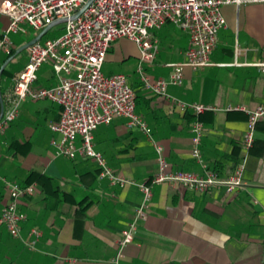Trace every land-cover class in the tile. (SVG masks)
I'll list each match as a JSON object with an SVG mask.
<instances>
[{
    "label": "crops",
    "instance_id": "crops-1",
    "mask_svg": "<svg viewBox=\"0 0 264 264\" xmlns=\"http://www.w3.org/2000/svg\"><path fill=\"white\" fill-rule=\"evenodd\" d=\"M5 1L0 0V8ZM222 13L227 27L218 34L211 66L185 68L183 84L169 85L166 97L143 87L136 44L119 39L107 55L104 74L128 78L137 98L136 113L164 147L171 172L203 176L206 165L225 179L239 165L245 166V189L231 194L224 188L201 194L181 185L154 186L147 217L140 221L120 264H264V118L256 127L253 148L246 152L243 147L249 112L264 106V72L259 67L264 63V4L225 6ZM9 25L10 19L0 14V37ZM28 30L27 35L10 36L12 56L0 53V71L8 62L0 77L2 96H10L13 79L28 63L27 50L16 52L40 35ZM63 32V23L58 24L40 42ZM154 36L158 55L147 73L153 80H168L170 66L185 61L190 36L170 24ZM57 84L52 66L43 65L36 88ZM175 101L210 108L198 116L204 124V166L192 156L191 124L197 115L182 111ZM60 116L57 104L28 100L20 117L0 135V178L33 187L32 195L19 200V211L28 217L21 237L0 227V264H115L122 233L142 204L136 186L123 188L100 178L94 159L57 155L52 141L61 136L50 125ZM76 145L81 146L80 139ZM94 149L112 170L131 181L148 183L157 175L152 141L140 128H130L125 118L100 126ZM33 172L39 180L29 181ZM9 202L0 180V215ZM35 228L43 235L31 251L25 241Z\"/></svg>",
    "mask_w": 264,
    "mask_h": 264
},
{
    "label": "built area",
    "instance_id": "built-area-1",
    "mask_svg": "<svg viewBox=\"0 0 264 264\" xmlns=\"http://www.w3.org/2000/svg\"><path fill=\"white\" fill-rule=\"evenodd\" d=\"M91 0H8L0 8V14L10 19V25L0 37V53H10L13 34H36L58 20L64 32L54 39L37 42L28 49V63L13 79L9 102L0 120L3 135L21 115L22 105L28 101H50L61 107L59 121L50 125L53 133L61 136L53 140L59 157L74 160L78 155L94 159L99 166V176L119 187L136 186L143 195L141 206L118 242L115 264H120L124 249L133 242L140 221L145 220L153 197V188L159 184L181 185L204 194L214 188H224L228 193L245 189L244 165L225 179L204 166L201 143L204 124L199 115L210 108L196 103L175 101L182 111L191 110L197 116L191 124L192 156L205 167L203 176L190 172H171L164 147L153 140L147 124L136 113L137 98L125 75L107 76L103 66L113 44L128 39L140 51L138 75L143 87L157 96H167L169 85L181 86L185 68L193 70L211 66V55L216 48L218 34L227 27L222 13L225 6L264 4V0H92L87 10L78 18L77 13ZM170 24L190 36L183 63L171 65L169 79L153 80L146 67L153 64L158 55V43L154 32ZM50 64L58 84L50 88H36L38 72ZM264 72V63L259 65ZM125 118L128 126L140 128L152 141L158 172L148 183L131 181L112 170L103 156L94 149V135L102 125ZM264 118V106L249 112L243 147L249 152L255 143L257 124ZM81 146L77 147V140ZM9 192L10 202L0 215V227L7 228L12 237L20 238L22 224L27 215L19 211V200L33 194L32 186L0 178ZM39 229L29 233L25 245L34 251L42 237Z\"/></svg>",
    "mask_w": 264,
    "mask_h": 264
},
{
    "label": "water",
    "instance_id": "water-1",
    "mask_svg": "<svg viewBox=\"0 0 264 264\" xmlns=\"http://www.w3.org/2000/svg\"><path fill=\"white\" fill-rule=\"evenodd\" d=\"M92 0L90 2H88L78 13L77 15L74 17V19H78L86 10L87 8L90 6ZM66 22V20H58L56 21L53 25L47 27L46 29H44L40 35L34 39L33 41H31L30 43H28L27 45L23 46L22 48H20L16 54L21 53L22 51L28 50L32 45H34L35 43L39 42L54 26L64 23ZM8 64V62H6L3 67L1 68L0 71V77L6 67V65ZM4 111H5V105H4V100H3V96L0 92V120L2 119L3 115H4Z\"/></svg>",
    "mask_w": 264,
    "mask_h": 264
},
{
    "label": "trees",
    "instance_id": "trees-1",
    "mask_svg": "<svg viewBox=\"0 0 264 264\" xmlns=\"http://www.w3.org/2000/svg\"><path fill=\"white\" fill-rule=\"evenodd\" d=\"M14 52H15V50H12L11 49V51H10V53H8V55L9 56H12L13 54H14ZM12 92V91H11ZM10 95H11V93H10ZM3 100H4V105L5 106H7V103L9 102V96H3ZM258 125V124H257ZM255 144V143H254ZM39 180L40 178H39V175L38 174H36L35 172H33L32 174H31V176H30V179H29V181H32V180Z\"/></svg>",
    "mask_w": 264,
    "mask_h": 264
},
{
    "label": "rangeland",
    "instance_id": "rangeland-1",
    "mask_svg": "<svg viewBox=\"0 0 264 264\" xmlns=\"http://www.w3.org/2000/svg\"><path fill=\"white\" fill-rule=\"evenodd\" d=\"M244 6H248V5H244ZM26 54L28 53V50L25 52ZM25 55V54H24ZM24 58V57H23ZM23 58L19 59V60H23ZM18 60V62H19ZM12 67V66H11Z\"/></svg>",
    "mask_w": 264,
    "mask_h": 264
}]
</instances>
